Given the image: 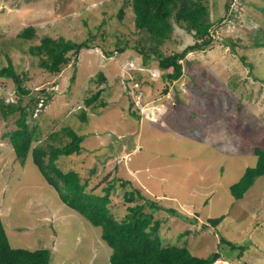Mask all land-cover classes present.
<instances>
[{"label": "rangeland", "instance_id": "obj_1", "mask_svg": "<svg viewBox=\"0 0 264 264\" xmlns=\"http://www.w3.org/2000/svg\"><path fill=\"white\" fill-rule=\"evenodd\" d=\"M204 3L211 21L224 19L212 30L217 41L185 55L183 76L165 94L153 43L134 28L125 0H0V68L8 58L25 75L22 87L29 94L21 97L22 106L43 89L50 93L51 100L42 109L37 104L28 125H37L40 137L67 128L81 138V153L60 156L56 164L64 172L76 171L96 194L113 183L108 208L115 219L144 202L137 195L127 202L125 193L136 188L160 206L154 217L166 246L203 256L214 249L225 254L226 260L214 264H264V175L241 200L228 189L255 166L253 149H264V49L253 45L264 28V0H244L235 22L226 20L227 0ZM171 23L172 31L158 47L162 55L194 41L192 33ZM27 26L34 27L35 38L18 39ZM88 32L95 37L92 50H81L57 75L39 68L38 58L28 52L45 36L79 41ZM137 49L149 53L147 64ZM98 89L99 99L87 106L85 99ZM17 99L15 84L0 78V101ZM17 116L0 114V219L9 245L48 249L50 264H110L111 249L100 227L59 200L29 153L23 165L17 162L5 135L15 129ZM57 140L63 141L61 134ZM122 180L130 184L122 186ZM168 207L194 217L193 223L170 214ZM221 216L218 228L206 224L207 218ZM185 230L188 234L180 235ZM220 238L243 247L241 257Z\"/></svg>", "mask_w": 264, "mask_h": 264}, {"label": "trees", "instance_id": "obj_2", "mask_svg": "<svg viewBox=\"0 0 264 264\" xmlns=\"http://www.w3.org/2000/svg\"><path fill=\"white\" fill-rule=\"evenodd\" d=\"M125 1L129 3L133 14L134 28L146 33L153 43L151 49L157 58L158 68L162 70L160 78L163 81L162 93L165 94L169 86L183 76L181 61L185 55L190 52L206 50L211 43L216 42L217 39H213L212 30L217 28L221 24L219 21L224 19L221 17L219 21H211L208 7L204 3L205 0ZM231 2L232 0H227L225 6L226 20L230 19V22L239 21L244 0H239V4H235L234 10H231ZM260 12L264 18V6L260 8ZM123 14V7H121L117 15L121 18ZM171 19L179 27L192 33L194 41L180 52L162 55L159 53L158 47L163 45V41L172 31ZM259 31L260 40L257 39L253 45L264 49V28ZM35 33L34 27L27 26L16 37L29 41L35 38ZM88 34L87 38L79 41L66 39L63 36L56 38L45 36L39 39L37 45L29 46L28 52L38 58L39 68L49 74L57 75L66 67L71 58L75 62L81 50L90 48L95 37L91 33ZM124 48L125 46L117 50L122 53ZM137 50L142 54V62L147 64L150 60L149 53L144 49ZM106 54L109 56L108 53ZM246 66L252 69L250 63ZM98 76L101 81L105 79L102 72H99ZM0 78L10 79L17 89L18 99L15 103L4 104L0 101V114L3 119L18 114L14 121L15 129L5 133L16 159L19 160L17 162L23 165L29 153L32 163L56 192L59 200L93 226L100 227L101 239L111 249L108 258L110 264H214L220 258L226 260L225 254L215 249L203 256L193 254L187 247L170 244L166 246L163 243V238L159 235V221L154 217V213L160 209V206L142 196L136 188L125 193L127 202H131L134 195L143 199L144 202L127 207L125 215L120 220L115 219L108 208L110 193L114 188L113 183L104 186L101 189L102 194H96L94 190L87 188V182L82 181L76 171L64 172L56 164L60 156L79 155L81 153V138L74 131L62 128L60 134L63 141L59 143L57 139L60 134L58 132H50L40 137L42 135L38 133L37 125L31 127L28 125L27 119L37 109V104L42 102V106L40 105L42 109L51 100L50 93L43 89L40 91L41 96L39 98L32 97L27 107L22 106L21 97L29 94V91L22 87V82L26 78L25 75L15 71L8 58L7 64L0 68ZM70 80L73 81V76L70 77ZM101 92V89H98L93 95L85 99L84 103L89 106L96 102ZM99 106L104 107L105 103L100 101ZM132 115L138 116L136 113ZM80 116L82 121L86 120V115L83 112ZM253 154L256 158L255 166L247 167L238 181L228 188L230 195L235 200H241L254 181L264 175V149L255 147ZM126 184H130L129 181H121L122 186ZM146 207L149 209L148 212L145 211ZM168 208H170V214L179 217L180 220H187L189 224L193 223L194 217L187 219L176 209ZM222 220L223 216L207 218L206 224L215 229L218 228L217 226ZM188 232L189 230H185L179 234L185 235ZM219 242L232 250L237 249L239 253L236 257H241L243 247H237L224 238H220ZM0 264H50V253L48 249L29 251L22 248H12L0 219Z\"/></svg>", "mask_w": 264, "mask_h": 264}, {"label": "built area", "instance_id": "obj_3", "mask_svg": "<svg viewBox=\"0 0 264 264\" xmlns=\"http://www.w3.org/2000/svg\"><path fill=\"white\" fill-rule=\"evenodd\" d=\"M237 3L239 4V0H232L230 7L235 9V4H237Z\"/></svg>", "mask_w": 264, "mask_h": 264}, {"label": "clouds", "instance_id": "obj_4", "mask_svg": "<svg viewBox=\"0 0 264 264\" xmlns=\"http://www.w3.org/2000/svg\"><path fill=\"white\" fill-rule=\"evenodd\" d=\"M88 33H89V32H88ZM83 50H84V49H83ZM89 50H92V47H90ZM40 101H41V100H40ZM41 103H42V102H41ZM41 106H42V104H41ZM37 108H38V107H37Z\"/></svg>", "mask_w": 264, "mask_h": 264}]
</instances>
